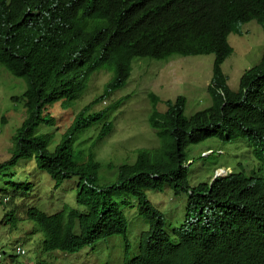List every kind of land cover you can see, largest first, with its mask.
Returning <instances> with one entry per match:
<instances>
[{
	"label": "trees",
	"instance_id": "trees-1",
	"mask_svg": "<svg viewBox=\"0 0 264 264\" xmlns=\"http://www.w3.org/2000/svg\"><path fill=\"white\" fill-rule=\"evenodd\" d=\"M253 20L264 36V0H0V65L26 84L21 96L26 116L12 156L0 162V171L13 169L19 160H33L54 190L77 177L75 202L83 208L64 204L52 215L28 209V219L43 234L44 252L74 254L122 237V264H264V45L260 60L241 75L237 91L230 89L222 71L233 51L228 35L239 23ZM209 54L214 55L206 89L210 105L186 116L188 100L179 95L160 112L158 96L149 93L147 121L158 145L139 149L132 164L119 166L114 182L99 186L101 164L92 146L84 147L82 134L103 122L96 144L102 141L113 130L107 118L126 98L99 111L93 107L126 85L137 58ZM98 70L111 72L104 93L58 135L49 107L70 108ZM40 126L53 131L38 133ZM209 139L242 142L255 162L251 171L239 166V171L191 186L188 167L195 159L188 161L187 149ZM77 153L83 155L81 164ZM12 176L16 173L6 177ZM18 182L15 196L30 191L25 175ZM167 187L175 196L187 194L184 222L172 237L163 229V214L146 196ZM129 197L149 225L132 257L128 223L118 208ZM8 214L3 222L16 227L17 215L13 210Z\"/></svg>",
	"mask_w": 264,
	"mask_h": 264
},
{
	"label": "rangeland",
	"instance_id": "rangeland-1",
	"mask_svg": "<svg viewBox=\"0 0 264 264\" xmlns=\"http://www.w3.org/2000/svg\"><path fill=\"white\" fill-rule=\"evenodd\" d=\"M228 43L233 51L222 64V71L228 79L230 89L237 91L243 72L253 67L261 58L264 45L262 26L254 20L239 23L237 31L228 35ZM213 61V54L174 55L167 60L146 57L133 61L132 73L126 85L112 91L109 98L93 107V111H99L119 99L126 98L107 118L113 123V130L97 144V134L103 122L93 125L82 134L84 147L92 146L101 164L98 172L99 186L114 182L119 166L132 164L139 149L154 148L158 145L147 121L150 110L149 93L158 96L157 109L161 112L166 110L167 100L173 101L179 95L185 96L188 100L185 108L186 116L210 105L206 87L212 78ZM110 76L111 73L107 71H96L86 84L80 100L72 103L70 108L62 107L61 104L49 107L50 113L52 112L56 117L58 135L71 125L74 116L85 105L104 93V85ZM25 88L26 84L22 78L12 76L0 65V162L2 163L11 158L17 143L15 139L17 130L26 116L24 98L21 97ZM50 131H53V128L40 126L37 129L38 133ZM231 144L209 139L188 147V161L195 159L188 167L189 184L195 186L199 182L213 180L209 178L212 171L217 168H222L220 170L222 176L228 173V169L239 171V166L248 174L255 164L251 151L242 142ZM76 149L79 150L81 147L76 146ZM75 158L79 164L84 159L79 153ZM34 166L33 160L26 163L19 160L13 169L0 171V250L5 253L2 264H122L124 251L122 237L98 241L74 254L43 251V234L35 222L28 219V209L36 207L47 215H52L60 212L64 204L76 209L80 208V211L83 208L75 202L77 177L70 178L54 190L53 181L49 176L37 172ZM11 172H15L16 177L7 179L6 176ZM22 175L26 176L31 188L25 195L15 196L13 190L20 188L16 184L19 183L18 180ZM21 193L22 190L19 191V194ZM146 196L163 214L165 222L163 229L168 234L184 222L187 194L175 196L173 190L167 187L160 192L147 191ZM5 198L7 199L3 200ZM4 202L7 203L3 204ZM118 208L124 213L128 223L126 234L130 245L128 257L136 256L139 253V236L148 229V221L139 214L133 197H129L127 203L119 205ZM10 210H13L18 217L16 227L3 222L9 217ZM17 245L25 250V256L15 254L14 248Z\"/></svg>",
	"mask_w": 264,
	"mask_h": 264
},
{
	"label": "clouds",
	"instance_id": "clouds-1",
	"mask_svg": "<svg viewBox=\"0 0 264 264\" xmlns=\"http://www.w3.org/2000/svg\"><path fill=\"white\" fill-rule=\"evenodd\" d=\"M152 59H154V58H152ZM156 60V59H155ZM111 73V72H110ZM210 83V82H209ZM106 85V84H105ZM105 85H104V87H105ZM209 85V84H208ZM207 85V86H208ZM206 89H207V87H206ZM177 98V97H176ZM175 100H173L172 102H174ZM167 109V108H166ZM166 111V110H165ZM165 111H162V112H165ZM161 112V111H160ZM222 168H219L217 171H215V174H214V176H213V180H214V178H216V177H224V176H226V175H228L229 174V172L231 171L230 169H228L229 171H228V173L226 174V175H223L222 176V172L220 171ZM220 171V172H219ZM7 199V198H6ZM6 199H4V200H6ZM9 200V199H8ZM4 203H7V202H4ZM37 232V231H36ZM167 233V232H166ZM168 234V233H167ZM170 237H172L173 236V230L171 231V233L170 234H168ZM139 246V245H138ZM14 251H15V254L17 255V256H25L26 255V252H25V250L21 247V246H19V245H17V246H15V248H14ZM3 253L4 252H2L1 250H0V258L2 257V255H3Z\"/></svg>",
	"mask_w": 264,
	"mask_h": 264
}]
</instances>
